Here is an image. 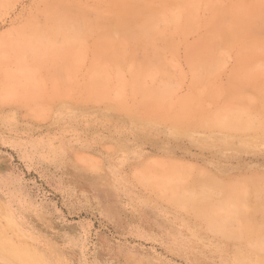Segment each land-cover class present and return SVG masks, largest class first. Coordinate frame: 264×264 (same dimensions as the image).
Listing matches in <instances>:
<instances>
[{
  "label": "rangeland",
  "instance_id": "obj_1",
  "mask_svg": "<svg viewBox=\"0 0 264 264\" xmlns=\"http://www.w3.org/2000/svg\"><path fill=\"white\" fill-rule=\"evenodd\" d=\"M133 1L0 0V264H264L194 202L264 185V0H148L141 35Z\"/></svg>",
  "mask_w": 264,
  "mask_h": 264
},
{
  "label": "bare ground",
  "instance_id": "obj_2",
  "mask_svg": "<svg viewBox=\"0 0 264 264\" xmlns=\"http://www.w3.org/2000/svg\"><path fill=\"white\" fill-rule=\"evenodd\" d=\"M135 1V3H134ZM133 3L135 4V9H137L138 11H142L145 10V12L147 13V15L143 18L142 21V25L141 27L138 28V30L133 31L134 34L137 35H141L143 33H147L150 32V30L152 29L151 24L155 25L157 22H160L158 19V17H160L158 15L157 12V16L154 14L155 10L151 7V4L149 3L148 0H142V1H138V0H134ZM136 1L138 2L136 4ZM196 1L197 0H184V6L187 9V13H192L193 9H195L194 7L196 6ZM175 2V1H174ZM132 3V4H133ZM133 4V5H134ZM165 4V5H164ZM170 4H174V3H170ZM181 5V3H180ZM163 6H168V3H165V0H163ZM175 7V6H174ZM173 7V8H174ZM163 10H166V7H163ZM171 8V7H170ZM177 9V7H175ZM175 9V10H176ZM169 11V10H168ZM171 11V10H170ZM174 11V10H173ZM171 11V13L173 12ZM175 12V11H174ZM145 15V14H144ZM143 15V16H144ZM190 15V14H189ZM188 15V16H189ZM162 18V17H160ZM191 18V17H188ZM194 18V17H193ZM162 20V19H161ZM132 21V20H131ZM178 21L179 18H176V16L174 15H170L169 18V22H171V25L174 27V30H181V33H186L189 31V27H187V24L191 25L190 20H186V23L184 25H178ZM246 20H243V22H240L239 20H237L236 18L231 19V23H232V29L229 30L227 27L226 31H224V36H222L224 44L227 45L230 42H236L238 40H242L244 39L245 41H253L254 37L251 36V32L253 31L254 33V25H255V21L252 19L246 23H244ZM137 22V21H136ZM135 22V23H136ZM163 22V20H162ZM228 22V20L226 21ZM138 24V23H136ZM230 26V22L228 23ZM227 25V23L225 24ZM156 26V25H155ZM221 29L223 30V22H221L220 24ZM158 27V26H157ZM81 28V27H80ZM141 28V29H140ZM140 29V30H139ZM191 30V29H190ZM158 31V30H157ZM67 32V31H66ZM130 32V31H129ZM160 32V31H159ZM158 32V35H159ZM53 33V32H52ZM257 33V31H256ZM223 34V33H222ZM263 34V33H262ZM148 35V34H147ZM156 36V33L154 34ZM143 36V35H142ZM149 36V35H148ZM141 37V36H140ZM147 37V36H146ZM221 37V36H220ZM252 37V38H251ZM142 38V37H141ZM150 38V37H149ZM154 38V37H153ZM250 38V39H249ZM257 38V36H256ZM260 38V37H259ZM255 40V39H254ZM121 41V40H120ZM229 41V42H228ZM220 42V41H219ZM247 42V46L248 43ZM261 42V41H260ZM264 42V41H263ZM166 43V42H165ZM252 43V42H251ZM255 43V42H254ZM33 44V43H32ZM250 44V43H249ZM263 47V46H262ZM118 49V48H117ZM222 49V48H221ZM246 49V48H245ZM252 49V48H251ZM119 50V49H118ZM218 50V48H217ZM216 51V50H215ZM246 52V51H245ZM143 69V68H142ZM140 71V70H139ZM137 74V73H136ZM147 74L146 71H141L138 73V75L136 76V82L141 83V81L139 79H143L145 77V75ZM10 79V78H8ZM262 93V92H261ZM264 93V91H263ZM261 94V97L264 99V94ZM250 103V102H249ZM40 111V110H39ZM221 111V110H220ZM219 111V112H220ZM223 112V111H222ZM237 112V111H236ZM242 112V111H240ZM233 113V112H232ZM251 113V112H250ZM245 114H247L245 112ZM244 114V115H245ZM226 115V114H225ZM234 115V114H232ZM251 115V114H250ZM223 116L220 113H216L215 115L213 114V120L217 121V122H221L223 123ZM247 116V115H246ZM252 116V115H251ZM225 117V116H224ZM235 117V116H234ZM245 117V116H244ZM243 117V118H244ZM229 118V117H228ZM227 118V119H228ZM232 118V116H231ZM236 118V117H235ZM253 119V117H252ZM242 120V117L239 119ZM237 119L235 120H229V126H236V127H241V121H239ZM248 121V120H247ZM252 121V120H250ZM255 121V120H254ZM149 122V121H148ZM243 122V121H242ZM211 123V122H210ZM254 123V122H253ZM212 124V123H211ZM218 124V123H217ZM216 124V125H217ZM225 125H227V123H223ZM214 125V124H213ZM253 126V124H251ZM262 131L264 132V122L260 125ZM196 127V126H195ZM220 127V126H219ZM251 127V126H250ZM238 132V131H237ZM178 176V175H176ZM177 177H175L176 180ZM172 180V179H171ZM174 180V179H173ZM180 181V180H179ZM177 182V181H176ZM181 182V181H180ZM201 183V182H200ZM172 187V184L170 185ZM175 186V185H174ZM166 187V186H164ZM178 188V187H177ZM203 189V187H201ZM166 189V188H165ZM184 189V188H183ZM189 189V188H188ZM200 189V188H199ZM217 189L219 190V192L221 193V199L219 200L218 203L214 204L213 202H209L210 201V194L209 193H202L201 195H197V201H194L195 203H197V205L200 203V205H205L206 208L208 206H210L209 211H208V216L207 217H200L201 219H203L205 221V223L207 224V226L216 231L217 233L223 234L227 237H233V238H238V239H242L247 241L248 243H250L249 245H251L253 247V249L259 251L261 248L264 247V228L262 227V225L258 226L255 225L253 222L254 221V214L258 211H260L261 213H264V185H260L259 187L255 186L254 187V194L253 195V199H250L249 196L247 197L246 195H244L243 193L240 192H224L223 193V186H218ZM228 190V189H227ZM253 191V190H252ZM188 193V192H186ZM176 194V193H175ZM177 193V197H178ZM196 195V194H195ZM248 195V194H247ZM184 196V195H183ZM174 197V196H173ZM193 197V196H192ZM191 199H187V200H191L192 203V198ZM220 198V197H219ZM177 199V198H176ZM181 199V197H180ZM179 198L177 200H180ZM183 199V198H182ZM175 201V200H174ZM186 201V200H185ZM184 201V202H185ZM179 202V201H178ZM189 201H187L186 203H188ZM180 203V202H179ZM185 203V207L187 206ZM190 203V202H189ZM193 204V203H192ZM191 204V205H192ZM184 205V204H183ZM181 206V205H180ZM190 206V205H189ZM193 206V205H192ZM8 208V207H7ZM249 208V212H244L245 210H248ZM194 209V207H193ZM205 209V208H204ZM9 210V209H8ZM195 212V210H194ZM202 212V211H201ZM200 213V212H198ZM203 215V214H202ZM264 217V215L262 216ZM239 219L241 220V224L239 227H237L238 230L235 231H230V225L232 224L233 220ZM264 221V219H262ZM261 222H258V224ZM18 226V225H17ZM228 241V240H227ZM226 246V245H225ZM245 246V245H244ZM28 254H30L28 251H25L24 253L21 252V254L19 255L20 258H24L27 257ZM31 257V255H30ZM37 257V256H36Z\"/></svg>",
  "mask_w": 264,
  "mask_h": 264
}]
</instances>
